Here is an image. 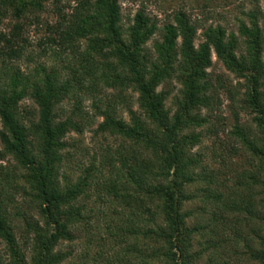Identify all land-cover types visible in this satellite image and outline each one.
<instances>
[{
  "label": "trees",
  "instance_id": "obj_1",
  "mask_svg": "<svg viewBox=\"0 0 264 264\" xmlns=\"http://www.w3.org/2000/svg\"><path fill=\"white\" fill-rule=\"evenodd\" d=\"M47 6L54 22L42 18ZM245 18L237 34L208 26L196 44L198 28L182 11L158 27L141 11L125 24L120 0H0V264L66 262L61 246L91 223L84 203L92 197L107 211H99L105 227L89 264H201L209 251L214 261L236 257L238 242L226 252L221 229L230 213L249 227L243 249L251 262L264 264V12ZM31 26L43 33L35 46ZM212 55L237 80L219 87L252 116L250 127L236 115L229 135L240 143L229 152L247 164L233 188L193 152L217 133ZM173 82L176 95L160 89ZM133 95L137 108L127 106L125 120L119 107ZM97 118L95 134L120 143L102 165L66 175L68 135ZM196 198L219 207V217L214 210L190 223L186 206Z\"/></svg>",
  "mask_w": 264,
  "mask_h": 264
},
{
  "label": "rangeland",
  "instance_id": "obj_2",
  "mask_svg": "<svg viewBox=\"0 0 264 264\" xmlns=\"http://www.w3.org/2000/svg\"><path fill=\"white\" fill-rule=\"evenodd\" d=\"M73 1L74 0H61V5H72ZM120 6L125 24L127 25L139 11L156 22L158 27L170 23L175 13L181 11L185 12L191 22L198 28L196 44L201 42V34L208 26H221L227 32L237 34V26L241 20H246L245 15L247 12L256 8L264 12V3L262 0H258V2H256V0H120ZM47 8H49L47 11L48 13L43 14L42 18L54 22L56 17L52 13H49L50 9L53 7L47 6ZM27 33L31 45L33 46L36 45L39 36L43 34L33 26L28 28ZM212 62V67L208 72L211 75L212 83L217 89L219 98L218 106L212 115L213 126L217 133H208L205 135L202 143L195 147L193 152L202 157L208 172L216 176V181L224 182L225 186L233 188L236 181V172H240L242 167H247V164L245 163L246 157L244 154L242 155L240 152L234 155L229 152L232 146H240V143L230 138L229 135L235 124L236 115L240 124L250 127H253L252 116L249 112L242 111L237 103L232 101L230 98L231 95L226 88L219 87L222 82L227 83L232 88L236 87L237 80L232 74L225 70L222 64L216 59L215 55H212ZM162 88L171 90L174 96L178 92L179 85L173 82L160 89ZM229 89L231 90V88ZM135 102L136 96L133 95L127 99V104L119 107L121 116L125 120L128 119L126 107L130 106L135 110L137 108ZM23 106L34 112V106L30 102H25ZM88 106H90L89 102L84 101L81 107L86 110ZM63 107L66 113H69L73 106L70 103H65ZM100 122V118L95 119L91 125L85 127L82 135L74 132L68 135V141L72 147L69 150L70 158L63 167V171L66 175H71L75 178L80 175L82 170L87 168L90 163L94 162L95 164H101L105 162L109 148H113L120 143L118 139L95 134L97 125ZM5 163V161H0V164ZM193 189L194 188L191 190ZM84 204L87 206L88 210H94V214H92L93 219L89 225L80 224L78 226L75 232L77 239L73 243H64L61 246L62 251L71 254L68 260L63 264H89L90 258L93 257L97 249L96 240L103 235L105 224H103L104 219L103 216L99 215V211L102 210L105 212L107 209L100 207L99 204L95 202L94 197L85 201ZM203 206L204 203L197 198L186 206V210L192 213L190 223L194 224L211 219L212 216L210 213L214 210L217 212V218L219 217V207L215 208L212 207L214 205H209L203 208ZM227 218L230 221H225L224 223L226 225L221 227L227 239L225 244L227 247L225 250L229 253L232 247L236 245L235 241H237L238 246H236V248H238L240 254L235 257L232 252L229 256L223 255L222 260L214 261L210 260L211 258L209 255L211 252L209 251L208 255L201 261V264H253L248 253L243 249L245 244L244 240L250 239L252 236L251 233H247L250 231L248 225H235L236 221H234L233 213H230ZM239 220H241V218ZM241 230H243V232H240ZM234 232H238L240 237L236 239ZM205 242L206 240L203 239L201 245H204ZM206 246L205 244L204 247Z\"/></svg>",
  "mask_w": 264,
  "mask_h": 264
}]
</instances>
